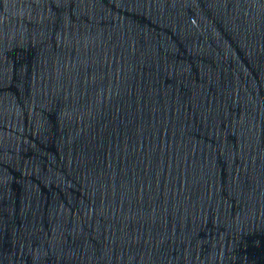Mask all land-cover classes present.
I'll return each mask as SVG.
<instances>
[{"label":"water","instance_id":"water-1","mask_svg":"<svg viewBox=\"0 0 264 264\" xmlns=\"http://www.w3.org/2000/svg\"><path fill=\"white\" fill-rule=\"evenodd\" d=\"M264 130V0H0V212Z\"/></svg>","mask_w":264,"mask_h":264}]
</instances>
